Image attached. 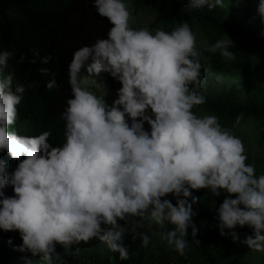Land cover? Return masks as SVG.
<instances>
[{
  "label": "clouds",
  "instance_id": "obj_1",
  "mask_svg": "<svg viewBox=\"0 0 264 264\" xmlns=\"http://www.w3.org/2000/svg\"><path fill=\"white\" fill-rule=\"evenodd\" d=\"M93 6L113 27L107 38L73 54L71 98L60 117L64 140L59 145L50 142V131L36 136L10 131L24 88H14L12 75L6 74L14 51L0 52V154L18 162L10 170L12 165L0 159V230L18 231L22 244L16 250L39 257L38 264H53L57 245L71 250L94 239L128 261L126 233L147 249L152 238L140 231L145 223L160 229L171 225L161 238L184 256L190 244H200L194 223L199 198L193 190L206 189L216 197L227 194L217 209L221 235L230 231L238 240L235 230L247 226L255 238L244 243L264 252V174L257 175L243 141L218 117L193 111L206 103L203 52L234 60L231 38L201 42V49L188 23L170 32L138 29L131 26L124 0H94ZM224 6L225 0H188L184 8ZM258 14L264 22V0ZM51 60L37 51L31 63ZM102 72L122 85L111 104L106 86L103 95L83 86ZM40 73L49 75L50 69L41 67ZM46 87H59L54 75ZM8 187L14 196L6 195Z\"/></svg>",
  "mask_w": 264,
  "mask_h": 264
},
{
  "label": "trees",
  "instance_id": "obj_2",
  "mask_svg": "<svg viewBox=\"0 0 264 264\" xmlns=\"http://www.w3.org/2000/svg\"><path fill=\"white\" fill-rule=\"evenodd\" d=\"M130 3L134 12L149 11L156 18L149 25L138 24L136 28L171 31L182 23H188L194 33L202 39L198 45H213L217 40H231L237 44L232 51L234 60H227L219 52H203L209 70L202 77L204 88L207 81L223 78L237 80L232 87L217 96H206V103L193 109L196 115H215L222 127L235 135L242 121L258 123L256 141L264 148V22L258 14L259 0H247L246 4L232 7H217L209 10L184 8L188 0H124ZM94 0H0V52L14 51L6 74L13 77V87L24 88L22 103L18 106V119L10 131L20 135L36 136L44 131L52 133L50 142L59 145L64 140V122L60 119L71 98L68 69L76 50L93 44L97 39L107 38L108 30L113 27L105 17H101L93 6ZM250 43L254 54L260 55L261 63L253 64L252 56L242 50L241 45ZM41 57L51 56L49 64L39 61L33 64L34 53ZM41 67L50 69L49 75L40 73ZM55 76L58 88L48 90L46 85ZM100 77L119 83L109 73L102 72ZM238 136V135H236ZM248 163L256 166L257 175L264 174V157L254 158L248 146L242 140ZM0 159L12 165L10 154H0ZM6 195L14 196V190L8 187ZM199 198L194 208L197 216L194 223L198 228L196 239L199 245L190 244L186 254L180 256L170 249L165 241L151 236L152 243L143 248L139 237H124L131 258L121 261L119 254L92 245V241L78 252L68 251L57 245L53 264H264V252L252 251L244 243L248 237H254L253 230L245 226L237 227L235 240L230 231L221 235L217 219L218 205L227 194L220 197L211 195L206 189L193 190ZM235 198V197H233ZM174 205L175 202H172ZM146 225V223H145ZM166 225L163 231L169 230ZM192 229H188L187 239L192 242ZM13 243L9 244V240ZM22 244L19 232L0 230V264H26L32 261L38 264L39 257L31 253L16 250Z\"/></svg>",
  "mask_w": 264,
  "mask_h": 264
},
{
  "label": "rangeland",
  "instance_id": "obj_3",
  "mask_svg": "<svg viewBox=\"0 0 264 264\" xmlns=\"http://www.w3.org/2000/svg\"><path fill=\"white\" fill-rule=\"evenodd\" d=\"M246 2H247V0H225V7L235 8V7L241 6L242 4H246ZM125 3L127 4L128 10L130 12L131 26L134 28H136L138 26V24L149 26L154 21V19L156 18V14L149 12V11H141L138 14H136V12H134V8H133V6H131V4L127 3V2H125ZM195 34L197 37V41H200L202 39L201 34H199V33H195ZM236 44L237 43L235 41H233V46ZM241 47H242V50H244L250 56H252L251 61L253 62V64L258 65L261 63L260 55L254 54V48L251 46L250 43H244L241 45ZM208 70H209L208 64L205 63L203 65L202 77L204 75H206ZM84 74L87 75L86 70H85ZM94 79H89L87 81V83L84 84L83 86L87 87L90 90L97 92V94H100V95L105 94L104 86H106L108 89V92H109V94L106 96V100L109 104H111L116 98H118L117 97V90L122 87V85L120 83H114L113 81L104 79L100 76H96V77H94ZM236 81L237 80H231L230 81V80L223 79V78L217 79L215 81H207L205 89L203 90L204 94L210 95V96L211 95L217 96L223 92L228 91ZM258 126H259L258 123H255L251 120L242 121L239 123L238 129H237V132L235 133V135H238V137L241 140L245 141V143L248 146V150L251 152V154L253 155L254 158H258V157L263 158L264 157V148L260 147L258 142L256 141L257 127ZM145 128L150 131L149 125L145 124ZM12 190H13V188H12ZM196 193L199 194V191H196ZM167 199L171 200V202L176 201L175 197L172 195H169L167 197ZM221 204H219L218 207H220ZM120 223L124 227H129L124 221H120ZM144 230L147 231L150 235L158 238L160 241H163L161 238V234H162L163 230L160 229L159 226L154 225V224H149L146 222L145 228L141 229L140 231H144ZM129 234L133 235V233H131V231H129L128 233L125 234V236H128ZM85 244L86 243L82 242L79 246H74L71 250H68V251L78 252L85 246ZM92 245H98L102 248L108 249V247L105 243L98 241V240H95V239L92 240ZM77 247H78V251H77Z\"/></svg>",
  "mask_w": 264,
  "mask_h": 264
}]
</instances>
